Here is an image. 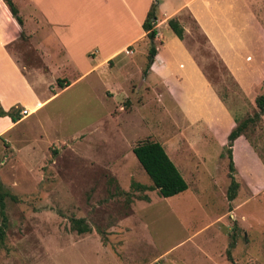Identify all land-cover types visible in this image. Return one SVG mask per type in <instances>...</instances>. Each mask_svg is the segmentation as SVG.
Wrapping results in <instances>:
<instances>
[{
  "label": "rangeland",
  "instance_id": "rangeland-1",
  "mask_svg": "<svg viewBox=\"0 0 264 264\" xmlns=\"http://www.w3.org/2000/svg\"><path fill=\"white\" fill-rule=\"evenodd\" d=\"M215 5L222 14L204 0L189 6L203 29L183 19L182 44L203 82L163 26L170 74L179 61L189 66L180 81L142 73L144 36L108 61L71 50L79 56L72 66L50 28L31 19L30 33L6 46L28 82H0L1 108L19 114L13 123L0 117L8 194L0 264H264V112L231 146V200L224 153L226 134L264 90V0ZM73 41L82 47L81 37ZM57 79L68 84L58 88ZM15 97L26 106H9ZM143 140L161 145L182 192L157 195L131 152ZM70 218L88 230L76 232Z\"/></svg>",
  "mask_w": 264,
  "mask_h": 264
},
{
  "label": "crops",
  "instance_id": "crops-1",
  "mask_svg": "<svg viewBox=\"0 0 264 264\" xmlns=\"http://www.w3.org/2000/svg\"><path fill=\"white\" fill-rule=\"evenodd\" d=\"M10 1L16 9V13L21 20V25H18L16 23L15 19L10 15L4 2L0 0L1 83H3V80L11 81L15 77L23 79L24 81H26V83L28 82L27 77H24V75L19 72L16 62L5 48L19 37L20 32L23 33L24 37L27 36L28 33H30V29L34 27L35 24V22H32L31 19L39 20V27L44 24L47 26V28H50L51 33L54 36L56 46L60 47L64 52V61L73 63V66L77 65L79 56L77 55V53H71V50L73 52L75 51L74 49L79 50L83 54V56L80 55V57L85 56L89 60L93 59L95 55L97 56V54H102L103 58L101 59V61H104L115 55L116 53L122 51V49L130 45L134 40L136 41L137 39L142 38V36H144V33L140 28V23L150 4L149 2H151L152 0ZM194 1L196 0H179V3L177 5H174L171 0H156V19L154 26L155 28H157L155 39L157 40L158 44L155 48V53L152 57V61L148 67V70L146 71L147 74L149 73L152 75H156L158 80L164 79L165 77H170L175 81H180L181 75L187 72L186 68L188 67L189 69V66L185 61H179L172 75L170 74V60H166L160 55L161 50H163L164 46L166 45L163 35L158 30L160 26H163V28L166 27L174 36L168 39V45H176L179 50L185 54V60L190 63V66L195 68L201 81L203 82V75L199 70L198 63L192 58V51L182 44L183 35L186 32V23L183 20L185 19V17L193 18L197 27L199 29H203L197 23L196 16H194V14L192 13L194 11L189 8V6ZM204 2L210 3L216 11L222 14L221 7L215 5L216 3L237 2V0H204ZM163 7L164 10H162L160 13L159 9ZM157 12H159V17L157 15ZM169 21L173 22L179 29V35H177L171 29L168 23ZM41 28H43V26ZM132 32H138V34L133 37L131 35ZM42 33L43 32L40 31V34ZM74 36L82 38V47H79L73 43ZM247 60H249V58ZM180 67H182V69H179ZM203 91L204 96L207 97V94L210 91ZM2 97L6 98L7 94H2L0 90V98ZM22 100L23 103L21 105H25L24 101L26 100L23 97H15L9 101V106L15 104L16 101ZM214 104L216 105L217 101ZM219 109L220 108L218 107L217 110ZM218 112L219 111H217L216 113ZM244 132L240 136L244 135Z\"/></svg>",
  "mask_w": 264,
  "mask_h": 264
},
{
  "label": "trees",
  "instance_id": "trees-1",
  "mask_svg": "<svg viewBox=\"0 0 264 264\" xmlns=\"http://www.w3.org/2000/svg\"><path fill=\"white\" fill-rule=\"evenodd\" d=\"M6 5L10 15L15 19L18 25H21V20L16 13V9L10 0H2ZM155 4L156 1L152 0L145 12V15L140 23V28L144 33V37L148 40L149 45L146 50L145 62L142 69V73L145 74L152 61V57L155 53V46L153 40H155L156 31L154 29L155 24ZM171 29L177 34H180L176 25L169 21ZM20 38H24L22 32L19 33ZM108 61V60H107ZM56 85L58 88H62L68 84L67 81L57 79ZM254 104L256 110L251 116H246L239 121L228 131L226 134V142L224 144V153L227 157V172L228 185L226 187L225 196L227 200L233 199L237 188V183L233 179V165L231 162V146L233 141L240 136L247 128L252 125L264 112V90L254 98ZM25 112V109H20ZM26 114V112H25ZM6 116L11 123L15 122L19 118L17 108H10L4 111L0 107V117ZM131 152L136 159L137 163L144 171L146 176L151 182V186L155 189L157 195L161 197H169L176 193L182 192L186 184L173 163L169 160L161 145L156 141L143 140L136 142L131 148ZM130 187H138L144 189V186L134 182L130 183ZM7 192L4 190L0 183V242L4 236V228L6 225V219L4 214V198L7 196ZM69 224L76 232L81 233L88 230L86 224L83 223L81 218H70ZM228 256V255H227Z\"/></svg>",
  "mask_w": 264,
  "mask_h": 264
},
{
  "label": "built area",
  "instance_id": "built-area-1",
  "mask_svg": "<svg viewBox=\"0 0 264 264\" xmlns=\"http://www.w3.org/2000/svg\"><path fill=\"white\" fill-rule=\"evenodd\" d=\"M21 113H22V114H25V112H24V111H21Z\"/></svg>",
  "mask_w": 264,
  "mask_h": 264
}]
</instances>
